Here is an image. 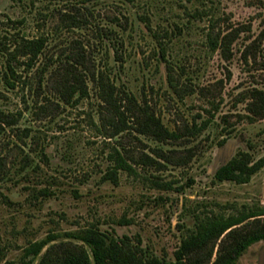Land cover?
<instances>
[{
    "label": "rangeland",
    "instance_id": "obj_1",
    "mask_svg": "<svg viewBox=\"0 0 264 264\" xmlns=\"http://www.w3.org/2000/svg\"><path fill=\"white\" fill-rule=\"evenodd\" d=\"M122 1L104 0L107 4L88 6L94 12V29L70 31L62 29V15L74 12V5L81 7L80 0H0V31L28 38L49 35L50 53L57 56L74 40L86 44L95 40L97 27L109 24L125 34L128 59L121 71L119 64L99 51L95 55L100 67L108 63L114 77L119 79L117 85H122V78L140 101L146 94L164 123L175 129L176 121H192L202 113L205 104L197 95L180 102L171 91L165 66L155 59V42L140 22L141 16H147L154 29L176 31L169 48L170 57L181 70L183 81L194 87L209 86L214 94H222L214 124L193 140L190 147H195L196 154L188 166L168 165L162 171L135 166L137 175L129 177L121 173L119 185L115 186L102 181L108 167L105 142L125 143L136 159L142 153L152 155L158 144L145 138L139 142L134 136L113 140L100 136L89 124V114L98 121L92 85L91 100L83 101L77 108H63L54 119L36 122L30 112H24L21 125L42 133V144L48 153L50 164H41V176L54 178L56 183L51 188L53 197L34 203L24 191V183L1 186L0 264L21 263L23 250L31 241L91 224L103 231L140 238L151 255L173 260L181 237L194 229L197 217L230 215L245 207L264 206V168L245 185L219 183L214 179L215 173L241 150L250 151L256 160L264 159V121L241 122L238 115L246 114L245 104L234 106L242 91L264 88V0H134L131 4ZM87 8L82 13H89ZM115 17L123 23L128 19L127 32L109 23ZM21 20L24 25L9 26L10 21ZM233 30H239L240 36L232 48L233 59L226 62L219 52L211 50L208 34L215 36ZM254 41L256 61L250 59L247 64L243 56ZM5 65V57L0 54V92L7 97L3 104L9 111L23 110L22 93L8 91L2 82ZM224 115H230L236 132L220 146L225 138L220 127ZM163 149L173 148L163 146ZM156 179L171 184L172 190L157 187ZM48 186L44 183L41 187ZM2 195L10 197L14 205L9 206ZM62 241L68 239L61 237L56 243ZM238 264H264V242L249 248Z\"/></svg>",
    "mask_w": 264,
    "mask_h": 264
},
{
    "label": "trees",
    "instance_id": "obj_2",
    "mask_svg": "<svg viewBox=\"0 0 264 264\" xmlns=\"http://www.w3.org/2000/svg\"><path fill=\"white\" fill-rule=\"evenodd\" d=\"M123 1L127 4L134 2ZM103 3L107 4L104 0H80L81 7L74 5V12L62 15V29H94V12L87 7ZM84 7L89 13H82ZM10 22L9 26L13 27L25 23L24 20ZM140 22L155 42V59L164 64L173 94L180 102L188 96L197 95L205 104L202 113H198L192 121H176L175 129H171L146 94L140 101L124 85L122 78V85H117L119 79L114 77L115 73L108 63L100 67L101 63L95 55L99 51L105 52L106 59H113L120 65L121 71L124 70L128 59L126 37L109 24L97 27L95 40L90 39L87 44L83 40H74L57 56L50 53L49 35L28 38L0 31V54L6 62L2 82L8 91L21 92L25 105L23 110L9 111L3 104L7 97L0 92V188L11 182L24 183V191L29 194L32 203L53 197L51 188L56 180L41 176V164H50L42 144V133L31 126L21 125L24 112H30L36 122L54 119L63 108H77L83 101L91 100L90 85L96 94L97 107H93L98 121L93 114H89V124L100 136L105 140L134 136L139 142L145 138L158 144L152 149V155L142 153L136 159L125 143L105 142L108 167L102 176L103 182L118 186L121 173L129 177L137 175L135 166L162 171L168 165L183 168L192 162L196 153L195 147L190 146L194 139L214 124L223 101L222 94H214L209 86L194 87L183 81L181 70L170 57L169 48L174 43L176 31L154 29L147 16H141ZM109 23L121 28L122 32H127L130 26L128 19L123 23L117 17L109 19ZM239 36V30L219 32L215 36L209 33L208 41L213 52H219L224 61L230 62L234 56L233 45ZM256 50L254 41L243 56L245 63L249 64L250 59L256 61ZM29 98H32L31 102ZM239 104H245L246 112L238 115L241 122L254 124L264 121V88L251 87L242 91L236 96L234 106ZM230 118V115L221 118L220 127L225 132V138L220 146L236 132ZM163 146L173 149L165 150ZM263 168L264 159L256 160L250 151L241 150L215 173L214 179L219 183L245 185ZM44 183L49 186L41 187ZM154 184L162 190H172L171 184L159 179ZM192 184L194 181L191 180ZM2 196L9 206L14 205L10 197ZM125 223L129 224L128 221ZM61 237L68 241L56 243ZM260 242H264V206L245 207L230 215L197 217L194 229L181 237L173 260L151 255L140 238L103 231L98 225L91 224L63 235L50 233L44 239L31 241L23 250L21 263L6 264H34L38 258V264H238L249 248Z\"/></svg>",
    "mask_w": 264,
    "mask_h": 264
}]
</instances>
